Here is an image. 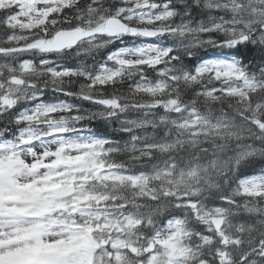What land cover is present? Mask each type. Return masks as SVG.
Here are the masks:
<instances>
[{
	"label": "snow or ice",
	"instance_id": "obj_1",
	"mask_svg": "<svg viewBox=\"0 0 264 264\" xmlns=\"http://www.w3.org/2000/svg\"><path fill=\"white\" fill-rule=\"evenodd\" d=\"M0 26V264H264V0H0Z\"/></svg>",
	"mask_w": 264,
	"mask_h": 264
},
{
	"label": "trees",
	"instance_id": "obj_2",
	"mask_svg": "<svg viewBox=\"0 0 264 264\" xmlns=\"http://www.w3.org/2000/svg\"><path fill=\"white\" fill-rule=\"evenodd\" d=\"M5 35H6V30L2 26H0V38H3ZM121 46H123V45H121L119 42H117L114 45L108 46V48L99 50V52L96 54V59L97 60H102L103 58L106 57V55H107L108 52L113 51L116 48L121 47ZM212 54H213V51L212 50H208V51L201 50V52L199 53V55L204 56V57L211 56ZM52 58L54 59L55 57H52ZM23 59H34V60H36L38 62L39 57H33L31 55H25V56H22V57L19 58V60H23ZM4 61H5V58L2 57V56H0V63H3ZM17 62H19V61H17ZM72 63L73 64H79V59L74 60ZM86 64L87 65H93L94 64L93 59L91 57H89L87 59V61H86ZM149 75H152V74L150 73ZM80 83H85V81L82 80V79L76 81L73 85L70 86V89L72 91H78L79 90V84ZM129 83H130V81H126L123 85H117L116 87L119 90H121V91H126ZM109 91H111V89H109ZM55 98L67 99V100H69V102L77 103V104H82V106L84 108H93V105L89 104L88 102H86V101H80V100H77V99L72 98V97H65V96H62V95H60L58 97H53L51 95H46L45 96V99L46 100H51V99H55ZM226 111H227V109H226ZM132 115L135 116L137 114L136 113H132ZM92 127L93 128H97V125H96L95 122L92 124ZM97 130L99 131V129H97ZM109 131H111V129H109ZM117 138H119V137H117ZM121 159H126V157H121ZM258 168H259V165H256V170H258ZM252 171L253 170L251 168L248 169V174H251ZM231 187L234 188L235 187V184H232ZM238 199H240V198H238ZM241 219L250 220V222H251V220H254L256 218L255 217L249 218L247 216V214H242L241 217H237V220H241Z\"/></svg>",
	"mask_w": 264,
	"mask_h": 264
}]
</instances>
